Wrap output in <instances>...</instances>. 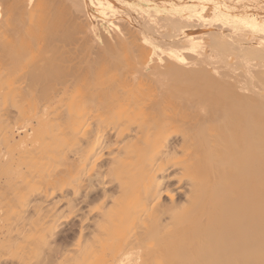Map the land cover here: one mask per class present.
Returning a JSON list of instances; mask_svg holds the SVG:
<instances>
[{"label":"bare ground","instance_id":"1","mask_svg":"<svg viewBox=\"0 0 264 264\" xmlns=\"http://www.w3.org/2000/svg\"><path fill=\"white\" fill-rule=\"evenodd\" d=\"M30 1L0 0V49L35 44L23 73L4 53L0 264H264V0H124L171 29L117 20L124 53L88 17L119 0ZM62 231L91 253L50 251Z\"/></svg>","mask_w":264,"mask_h":264},{"label":"rangeland","instance_id":"2","mask_svg":"<svg viewBox=\"0 0 264 264\" xmlns=\"http://www.w3.org/2000/svg\"><path fill=\"white\" fill-rule=\"evenodd\" d=\"M34 0H31L30 2H28V4H29V6H32L33 4H31L32 2H33ZM166 2L165 1H163V2H161V1H159V6H164V4H165ZM189 4H191L192 2L191 1H189L188 2ZM262 4V3H261ZM115 5H117V4H115ZM124 5V4H123ZM209 5H211L210 3H209ZM245 5V4H244ZM28 6V7H29ZM34 6H35V4H34ZM34 6H32V7H34ZM165 6H166V4H165ZM208 9H210V8H208ZM161 10L162 11H165V12H163L164 14H166V10L165 9H163V8H161ZM211 10V9H210ZM210 10H208L209 12H205V15H208V14H210ZM107 13H106V15L103 13V12H101L100 10H99V12L97 13V15L98 16H88L89 18H91V20H92V26L93 27H96V30H95V32H92V33H90V35H91V37H92V34H93V38H95L96 40V42L95 43H97L98 44V46L100 47V49L103 51V49L104 48H102L103 46H104V41H105V39H110L108 36H112L111 37V39L113 40H109L110 42H112V44H115V42H116V47H117V49H116V52H119V51H121L122 53H124V51L122 50V48L120 49V46L117 44L120 40L117 38V36L114 34V33H118V35H120V37H121V39H122V41L123 42H126L125 41V38H127V42L130 40V38L131 39H137V38H133V37H135V36H137V34L138 33H140V34H138V36L141 38H139V40H141V42H142V40H143V44L145 45V46H147L148 45V47H150L151 45H150V42H151V40H152V42H155L156 41V39H155V36L157 37V35H165V33H166V35H168V36H170V32H171V29H170V14H168V16H169V18H166L164 15H158V16H153V15H151V13H149L151 16H149V14H148V12H145V11H143V10H141V11H133V10H130V9H128V8H121V9H117V10H111V13H110V11L108 12L107 10H105ZM0 12L2 13V3L0 2ZM91 12H92V14L94 15L95 14V12L94 11H92L91 10ZM113 12V13H112ZM168 13H170L169 11H167ZM1 13H0V15H1ZM103 13V14H102ZM208 13V14H207ZM262 13V12H261ZM148 14V16L149 17H146V15ZM2 17V16H1ZM0 17V18H1ZM98 17V18H97ZM142 17L145 19V20H143L142 19ZM151 17V18H150ZM163 19H162V18ZM177 17H178V15H177ZM263 17H264V13H263ZM123 18H124V20L126 21V23L128 24V26H130V27H132V28H139L138 29V33H136V31L134 30V29H129V27L128 26H126V27H124V28H120V29H122V31L124 30L125 32H126V30H127V32L129 31V30H132V32L133 33H135V36H133V37H131L130 36V34L131 33H123L122 34V31L121 30H119V28H118V21L119 20H122L123 22H125L124 20H123ZM159 18V19H158ZM99 21H98V20ZM136 19H137V21H136ZM149 19V20H148ZM155 19H157V20H155ZM167 19V20H166ZM169 19V20H168ZM264 19V18H263ZM95 20V21H94ZM103 22H102V21ZM111 20H114V22L116 23H112V21ZM118 20V21H117ZM142 20V21H141ZM157 21V22H155V21ZM203 20V19H202ZM97 21V22H96ZM108 21V22H107ZM139 21H140V23H139ZM150 21V22H149ZM152 21V22H151ZM169 21V22H168ZM106 22V23H105ZM120 22V21H119ZM141 22H143V23H145V24H148V26L152 29V30H154V32H155V34H150V33H148V32H146V31H143V30H141V24H143V23H141ZM96 23H98V24H96ZM108 23V24H107ZM111 25H110V24ZM122 23V22H121ZM137 23V24H136ZM161 23V24H160ZM163 23H165V24H163ZM214 23H218V24H220L219 23V21H215ZM93 24H95V26L93 25ZM120 24V23H119ZM122 24H124V23H122ZM122 24H120L121 25V27H123V25ZM156 26H155V25ZM193 26H200L199 24L200 23H197V21H196V23H195V21L194 22H192L191 23ZM97 26H99L98 28H100L102 31H101V33H105V34H107V37L106 38H104L103 36L105 35H103V36H101L102 34L99 32V30L97 29ZM111 26L113 27V30H109V29H112L111 28ZM124 26H125V24H124ZM157 26H159V28L157 27ZM228 26V25H227ZM226 26V27H227ZM230 27H232L231 25H229ZM228 26V28H230ZM157 27V28H156ZM166 27V28H165ZM245 27V25H243L242 26V29ZM106 28H108V29H106ZM92 29V28H91ZM105 29V30H104ZM160 29H162V31L160 32ZM108 30V31H107ZM115 30V31H114ZM159 30V31H158ZM166 30H168V31H166ZM114 31V32H113ZM123 31V32H124ZM166 31V32H165ZM245 31H247V30H245ZM90 32V31H89ZM111 33L110 35L108 34V33ZM131 32V31H130ZM251 32V33H250ZM96 33V34H95ZM169 33V34H168ZM253 36H252V35ZM83 35H85V34H79V36L82 38L81 39V43H80V45L79 46H81V47H85V45L86 46H88V44H91V40H88V39H85L86 37H83ZM127 35V36H126ZM248 35H250V36H252V37H255V35H256V39L258 38V37H260L259 35H258V32L256 31H254L253 32V29L252 30H249V33H248ZM148 36V37H147ZM101 39H100V38ZM119 37V38H120ZM143 37V38H142ZM113 38H115V39H113ZM254 38V39H255ZM83 39H84V41H83ZM97 39H99V40H97ZM116 39H118L117 41H115ZM145 39L146 40H148V44L145 42ZM27 41H28V43H27ZM26 42L24 41V43H26V44H22L23 46V54L22 55H19L18 56V58H20V60H21V62L19 61V59H17V60H13V59H15L14 57H12V56H8L10 53H7V52H4V51H2V49H0V69L2 70V74H3V77H4V75H5V78L7 77V79H4L3 77H2V75H1V77L4 79V80H0L1 81V84H2V87H4V89H2V90H4V91H7L9 88L8 87H10L11 85H13V84H9V82H10V78L12 79V80H14L15 82H13V83H18V84H16V85H22V81H21V79H22V77H24L23 76V74H16L15 76L13 75L14 73L13 72H15L14 71V69H15V67L17 68L18 66H23L24 64V69H23V67H22V69H21V72L23 73L24 71H25V69H27L25 66H26V64L27 63H29L30 61L29 60H33V59H35V57L33 56V55H29L30 53H28L29 51L31 52L32 50H31V48L34 50V48H33V45H35V44H33L34 43V41L32 42V40L30 41V39H28ZM121 41V42H122ZM137 41H138V39H137ZM32 42V43H31ZM114 42V43H113ZM140 42V43H141ZM33 44V45H31L30 46V44ZM26 45H28V46H26ZM84 45V46H83ZM119 47H118V46ZM168 47L170 48V43H169V45H168ZM28 48H30V49H28ZM120 50H119V49ZM83 50L84 49H80L79 50V52H83ZM118 50V51H117ZM33 53L35 52V51H32ZM121 52H119V53H121ZM206 52H208V51H206ZM6 54V56L7 57H9V58H12L11 60L14 62V61H16L17 63L18 62H20L19 63V65H17L16 64V66L14 67V69H12L13 70V72H12V70H11V66L7 63V59L11 62V60L9 59V58H7V57H4L5 56V54ZM32 53V54H33ZM11 55V54H10ZM24 55V56H23ZM34 55H35V53H34ZM26 57V58H25ZM29 57H31L30 59H29ZM7 58V59H6ZM17 58V57H16ZM6 59V60H5ZM31 60V61H32ZM29 61V62H28ZM13 62H11L10 64H13ZM16 62H14V65H15V63ZM24 62V64L23 65H21L22 63ZM2 66V67H1ZM19 68H17L16 70H18ZM6 70V71H5ZM9 70V71H8ZM20 70V69H19ZM18 70V71H19ZM13 73V74H11V73ZM17 72V71H16ZM18 73V72H17ZM22 75V77H20ZM18 76V77H17ZM2 78H0V79H2ZM16 78V79H15ZM9 79V80H8ZM24 81H25V78L23 79ZM23 81V82H24ZM12 82V81H11ZM7 85V86H5V85ZM26 84V82H24L23 83V85H25ZM27 84H28V82H27ZM7 87V88H6ZM0 91H1V89H0ZM39 97H41V96H39V95H37V97L35 96V98L37 99V98H39ZM41 99H42V97H41ZM41 99H39L40 101H41ZM39 100L37 99V100H35L36 102L38 101L39 102ZM1 150H3V149H0V151ZM1 198V197H0ZM1 218H0V221H2L3 222V219H2V216H0ZM3 217H5V215L3 216ZM7 218V216L4 218V220ZM3 223H6L5 221L3 222ZM62 234H60L59 236H58V239H57V243L58 244H54L53 245V247H52V249L50 250V251H56V252H61V251H64L65 253H67V254H72V255H76V256H85V255H87V254H89V253H91V251L93 250V248L92 247H89V246H86V245H65V244H63V243H61L63 240H66L67 239V237L69 238L70 236V234L68 235V233H66V235H67V237L65 236V233L62 231L61 232ZM65 236V237H64ZM63 237V238H62ZM65 238V239H64ZM61 239H62V241H61ZM21 253H23V254H25V256H27V257H29V258H31L32 260H31V262H28L27 264H42L41 262H39V261H37V257H40L41 255H43V254H47V252L44 250V249H42L41 247H37V246H28V247H26V248H24L23 250H21ZM50 264H58V263H56V262H52V263H50ZM67 264V263H66ZM68 264H70V263H68ZM115 264V263H114ZM170 264V263H169Z\"/></svg>","mask_w":264,"mask_h":264},{"label":"crops","instance_id":"3","mask_svg":"<svg viewBox=\"0 0 264 264\" xmlns=\"http://www.w3.org/2000/svg\"><path fill=\"white\" fill-rule=\"evenodd\" d=\"M84 2H86L85 3V5H86V8L88 9V10H93L94 9V7L92 8V6L91 5H89L90 3H89V0H83ZM102 1H104V2H108L109 0H102ZM117 2V5H114V8L115 9H120V8H124L125 6L123 5L125 2H124V0L122 1V0H119V1H116ZM103 8H105V7H103Z\"/></svg>","mask_w":264,"mask_h":264}]
</instances>
